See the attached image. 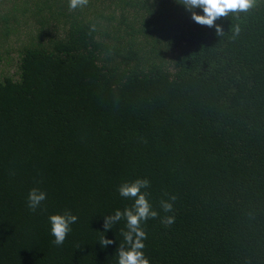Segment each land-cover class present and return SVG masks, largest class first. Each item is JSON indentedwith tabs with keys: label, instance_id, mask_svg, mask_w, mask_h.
<instances>
[{
	"label": "trees",
	"instance_id": "trees-1",
	"mask_svg": "<svg viewBox=\"0 0 264 264\" xmlns=\"http://www.w3.org/2000/svg\"><path fill=\"white\" fill-rule=\"evenodd\" d=\"M192 11L0 0V264H118L126 220L105 222L138 178L150 264H264V0L213 26Z\"/></svg>",
	"mask_w": 264,
	"mask_h": 264
},
{
	"label": "clouds",
	"instance_id": "clouds-1",
	"mask_svg": "<svg viewBox=\"0 0 264 264\" xmlns=\"http://www.w3.org/2000/svg\"><path fill=\"white\" fill-rule=\"evenodd\" d=\"M183 4L189 10L202 9V13L192 11V18L200 23L213 26L215 21L226 16L229 12H246L255 6V0H182ZM86 0H69V8L76 9L82 7ZM219 31V26H217ZM149 181L147 179H136L132 182H125L119 188V193L123 197L134 198L131 207L123 211L117 209L114 215L106 218L105 230L112 227L111 221L126 220V231L123 232L125 240L130 247H121L118 252V264H150L142 249L145 247L143 240L146 233L140 227L141 221L149 217H155L158 212L152 208L147 198V194L142 189L147 188ZM47 198V193L38 187H33L27 196L28 206L35 210ZM174 199V198H173ZM161 207L164 211L172 210L173 205L168 201H161ZM77 216L70 212L57 213L49 217L51 223V234L54 236L56 244H62L67 234L71 231V225L76 222ZM174 217H168L167 223L171 224ZM135 234V240H133ZM114 241L104 237L101 241L102 246L107 247Z\"/></svg>",
	"mask_w": 264,
	"mask_h": 264
},
{
	"label": "rangeland",
	"instance_id": "rangeland-1",
	"mask_svg": "<svg viewBox=\"0 0 264 264\" xmlns=\"http://www.w3.org/2000/svg\"><path fill=\"white\" fill-rule=\"evenodd\" d=\"M10 68H11L12 71L15 69L13 66L12 67L10 66Z\"/></svg>",
	"mask_w": 264,
	"mask_h": 264
}]
</instances>
